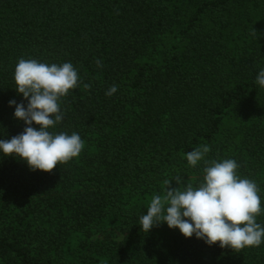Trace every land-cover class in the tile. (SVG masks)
Returning a JSON list of instances; mask_svg holds the SVG:
<instances>
[{
  "label": "trees",
  "instance_id": "1",
  "mask_svg": "<svg viewBox=\"0 0 264 264\" xmlns=\"http://www.w3.org/2000/svg\"><path fill=\"white\" fill-rule=\"evenodd\" d=\"M20 58L73 64L50 131L84 148L51 172L0 154V264H264V243L233 251L139 225L165 180H202L184 154L207 144L206 159L256 182L264 226V0H0L4 139L24 128L8 106L23 101Z\"/></svg>",
  "mask_w": 264,
  "mask_h": 264
},
{
  "label": "clouds",
  "instance_id": "2",
  "mask_svg": "<svg viewBox=\"0 0 264 264\" xmlns=\"http://www.w3.org/2000/svg\"><path fill=\"white\" fill-rule=\"evenodd\" d=\"M97 67H101L97 61ZM15 90L26 104L9 100L14 119L24 128L9 139L0 138V154L23 160L33 171L51 172L60 164L78 157L84 142L76 132H53L64 119L60 98L77 87L80 77L70 62L47 63L20 58L15 66ZM255 83L264 89V68ZM117 92L115 85L105 95ZM35 125V126H34ZM207 144L194 147L184 154L191 167L204 164L203 178L196 186L185 184L180 176L164 181L163 195H153L146 213L139 219L142 231L156 226L177 229L184 238L195 237L206 246L241 250L264 243V226L257 222L261 214L259 188L255 181L241 178L236 160L206 159Z\"/></svg>",
  "mask_w": 264,
  "mask_h": 264
},
{
  "label": "rangeland",
  "instance_id": "3",
  "mask_svg": "<svg viewBox=\"0 0 264 264\" xmlns=\"http://www.w3.org/2000/svg\"><path fill=\"white\" fill-rule=\"evenodd\" d=\"M104 236H105L104 232H100L99 234L96 235V238L103 239Z\"/></svg>",
  "mask_w": 264,
  "mask_h": 264
}]
</instances>
